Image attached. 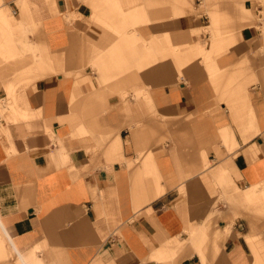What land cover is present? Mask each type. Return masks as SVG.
Wrapping results in <instances>:
<instances>
[{
  "label": "crops",
  "instance_id": "crops-1",
  "mask_svg": "<svg viewBox=\"0 0 264 264\" xmlns=\"http://www.w3.org/2000/svg\"><path fill=\"white\" fill-rule=\"evenodd\" d=\"M205 1L0 0V264H264V0Z\"/></svg>",
  "mask_w": 264,
  "mask_h": 264
},
{
  "label": "rangeland",
  "instance_id": "rangeland-1",
  "mask_svg": "<svg viewBox=\"0 0 264 264\" xmlns=\"http://www.w3.org/2000/svg\"><path fill=\"white\" fill-rule=\"evenodd\" d=\"M83 2V1H82ZM217 3H220V1L219 2H217ZM203 5H202V9H201V13H205L206 11V4H207V1H205V0H203V3H202ZM259 4V1L258 0H255L254 2H253V6L255 7L256 5H258ZM195 14L198 16L199 15V12H195ZM260 16H261V13H260V15H257L256 14V17H257V19H255L254 20V22H252L251 24H262L261 23V21H260ZM211 18V20H212V22L214 21V18H216L218 21L219 20H222V18L221 17H213V16H211L210 17ZM246 21V20H245ZM248 24H249V22H247ZM91 69V71H92V73H95V74H97V77H98V70L97 69H95V68H93L92 66H89V64L87 65V66H85L84 67V69ZM83 83L84 82H87V83H93L92 82V80H87V81H82ZM27 83H29V82H27ZM97 83H98V79H97ZM93 85V84H92ZM9 98H10V101H13L12 100V97L11 96H9ZM4 104H6L7 105V102L6 101H4V102H1L0 103V112L3 114L5 111L2 109V105H4ZM10 106V105H9ZM228 150L231 152L232 150H230V148H228ZM223 187V186H222ZM227 201V203L229 204V206L231 207V209L233 208V205H232V203L230 202V200L229 199H227L226 200Z\"/></svg>",
  "mask_w": 264,
  "mask_h": 264
}]
</instances>
